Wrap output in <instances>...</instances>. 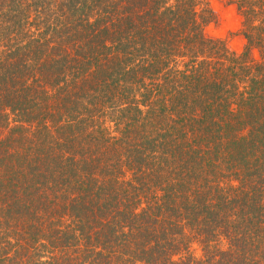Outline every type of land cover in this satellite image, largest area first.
Segmentation results:
<instances>
[{"label": "trees", "instance_id": "16d2710c", "mask_svg": "<svg viewBox=\"0 0 264 264\" xmlns=\"http://www.w3.org/2000/svg\"><path fill=\"white\" fill-rule=\"evenodd\" d=\"M235 5L239 54L206 0H0V264H264V0Z\"/></svg>", "mask_w": 264, "mask_h": 264}, {"label": "rangeland", "instance_id": "374dc122", "mask_svg": "<svg viewBox=\"0 0 264 264\" xmlns=\"http://www.w3.org/2000/svg\"><path fill=\"white\" fill-rule=\"evenodd\" d=\"M236 0H206L216 14L215 23L206 27L208 37L224 41L229 51L239 54L245 45L241 34V17L237 11ZM196 249V247H194ZM199 254L198 250H195Z\"/></svg>", "mask_w": 264, "mask_h": 264}]
</instances>
